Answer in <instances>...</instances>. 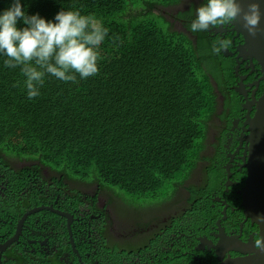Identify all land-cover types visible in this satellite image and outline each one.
Returning <instances> with one entry per match:
<instances>
[{
  "label": "trees",
  "instance_id": "obj_1",
  "mask_svg": "<svg viewBox=\"0 0 264 264\" xmlns=\"http://www.w3.org/2000/svg\"><path fill=\"white\" fill-rule=\"evenodd\" d=\"M159 1L21 0L27 15L53 22L61 10H78L106 28L107 35L98 49L97 75L77 78L76 83L46 76L33 99L27 96L20 69L5 68L0 56V167L7 177L41 174L42 168L61 175L39 177L41 185L32 187L33 195L50 181L60 207L67 212L85 208L84 217L105 215L114 197L121 202L134 199L138 205L129 203L134 206H162L178 203L184 184L192 196L208 188L196 186L189 176L216 117L225 127L230 122L233 99L222 104L227 114H217L215 93V85L231 76L230 66L214 60L203 32L193 40L171 31L163 17H151L153 10L159 12ZM11 2L0 0V12ZM180 18L188 25L195 19ZM23 155L41 164L32 166L33 171L14 172L15 159ZM22 189L16 185L17 192ZM98 196L108 199L101 210ZM116 203L115 208L121 207ZM58 218L54 229L60 233L65 219ZM66 231L63 228L64 238ZM53 257L59 263L58 253ZM30 259L24 254L16 261L1 259L0 264H27Z\"/></svg>",
  "mask_w": 264,
  "mask_h": 264
},
{
  "label": "flooded vegetation",
  "instance_id": "obj_2",
  "mask_svg": "<svg viewBox=\"0 0 264 264\" xmlns=\"http://www.w3.org/2000/svg\"><path fill=\"white\" fill-rule=\"evenodd\" d=\"M177 1L173 6L159 7L160 14L171 31L194 40L198 32H192L187 20L180 17H195L196 8L206 0ZM203 33L211 49L217 38L232 41L227 51L213 53V57L221 66H230L231 72L223 84L215 85L220 107L216 113H228L222 107L226 98L233 99L228 109L234 111L226 127L224 121L216 117L209 140L199 150L195 171L189 176L196 186L208 185V188L192 196L184 184L179 205L134 206L130 205H138L134 199L123 202L121 197L122 203L114 197L113 204L104 208L108 199L98 196L99 210L104 208L105 215L99 212L84 217L85 208L67 212L64 206L60 207L59 196L51 192L50 181L43 189L44 194L33 195L32 187L41 185L38 178L42 175L30 172L28 178L12 181L6 193L0 188L3 197L0 220L9 223L6 230L0 228V243L15 233L14 228L22 219L17 243L7 247L1 257L16 261L30 254L27 264H58L53 257L55 253L62 264H252L256 254L252 240L260 235V228L247 216L242 205L249 146L245 122L247 116L252 117L255 112V101L263 93V82L258 63L246 54L242 35L233 26ZM186 181L188 183V178ZM16 185H23V189L17 192ZM116 201L121 207H114L118 205ZM40 205L51 206L50 211L30 213ZM20 209L23 214L18 215ZM55 211L71 216V231L67 229L66 218L64 226L59 227L62 237L54 229L60 216Z\"/></svg>",
  "mask_w": 264,
  "mask_h": 264
},
{
  "label": "clouds",
  "instance_id": "obj_3",
  "mask_svg": "<svg viewBox=\"0 0 264 264\" xmlns=\"http://www.w3.org/2000/svg\"><path fill=\"white\" fill-rule=\"evenodd\" d=\"M238 17L242 19L243 27L248 34L255 36L261 22L260 5L256 0H248L246 10L241 7L240 0H206V3L196 8L190 30L205 32L209 29L233 26ZM18 23H22L23 27H18ZM106 35V28L98 25L91 17L82 15L78 10H61L55 15L53 22L40 17L39 14L27 15L21 0H12L10 7L0 12V56L4 57L5 68L20 69L25 78L23 84L29 99L40 95L46 76L50 75L65 83H76L77 78L86 80L97 75L100 60L98 49ZM231 44L232 41L228 38H217L213 41L212 51L218 55L222 51H227ZM18 84L19 82L13 86ZM25 126L33 128L29 124ZM0 155H2L1 151ZM40 164L38 161L21 159L15 163L13 171L23 169L33 171L31 167ZM3 170L0 167L2 193L10 189L12 181L16 183L26 179V175L29 176L28 173H18L13 180L7 177ZM41 175L47 180L50 177H61V175L48 174L47 168L41 169ZM2 199L3 197L0 196V205ZM50 207L40 205L32 208L30 213L50 211ZM257 221L264 223V217H257ZM8 224L0 220L2 230H6ZM16 229V237L14 233L5 242L0 243L1 247L9 242L0 254L7 247L17 243L20 233L19 223L14 228L15 232ZM252 245L255 250L264 252V237L257 234L252 240ZM1 259L5 260L0 256V263ZM58 264H62L61 260Z\"/></svg>",
  "mask_w": 264,
  "mask_h": 264
},
{
  "label": "water",
  "instance_id": "obj_4",
  "mask_svg": "<svg viewBox=\"0 0 264 264\" xmlns=\"http://www.w3.org/2000/svg\"><path fill=\"white\" fill-rule=\"evenodd\" d=\"M260 5L261 22L255 36H250L243 27V21L239 17L233 25L234 30L242 35L243 49L246 54L255 59L261 73L263 93L255 101V112L252 117L247 116L248 134L247 147V177L242 189L243 202L247 216H250L260 228V235L264 237V223H258L257 217H264V0H256ZM241 7L247 9L248 0H240ZM36 211V210H34ZM56 214L66 218L67 228H70L71 216L62 211ZM22 219L20 220V222ZM19 222V224H20ZM18 229V227H17ZM17 229L14 237L17 236ZM69 234V232H68ZM6 242L0 247V251L8 245ZM252 264H264V252L256 250Z\"/></svg>",
  "mask_w": 264,
  "mask_h": 264
},
{
  "label": "rangeland",
  "instance_id": "obj_5",
  "mask_svg": "<svg viewBox=\"0 0 264 264\" xmlns=\"http://www.w3.org/2000/svg\"><path fill=\"white\" fill-rule=\"evenodd\" d=\"M177 2H178L177 0H169V1H167V0H160L158 3H159V7H161V6H173ZM145 16H146V14H145ZM151 17H162V15L160 14V11L158 12L157 10H153V13H152ZM158 23L163 28H166V26H167L166 23L163 21V19H159L158 20ZM22 159H24V160H30L31 158H29L27 155H23L22 156ZM15 161H18V160L15 159ZM67 185H68L69 188H70V186H72L71 185V182H68ZM86 191H89V189H86ZM160 202H163V201H160ZM180 202H181V199H179V202L178 203L180 204Z\"/></svg>",
  "mask_w": 264,
  "mask_h": 264
}]
</instances>
